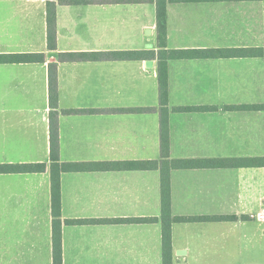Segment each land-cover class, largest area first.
Masks as SVG:
<instances>
[{"label": "crops", "instance_id": "crops-1", "mask_svg": "<svg viewBox=\"0 0 264 264\" xmlns=\"http://www.w3.org/2000/svg\"><path fill=\"white\" fill-rule=\"evenodd\" d=\"M47 1L0 0V55L44 56L0 63V165L46 166L0 174V264H53L52 65L59 160L100 164L60 175L62 264H163L162 166L171 216L188 219L171 224V264H264V164L242 165L264 162V108L242 109L264 107V55L167 57L164 160L155 2L54 0L50 51ZM244 49L264 51V0H167L165 51ZM61 53L130 58L60 62Z\"/></svg>", "mask_w": 264, "mask_h": 264}, {"label": "trees", "instance_id": "trees-1", "mask_svg": "<svg viewBox=\"0 0 264 264\" xmlns=\"http://www.w3.org/2000/svg\"><path fill=\"white\" fill-rule=\"evenodd\" d=\"M79 1H62L63 4H73ZM84 3H142L155 2L156 5V38L159 52L158 58V91H159V115H160V141H161V157L168 158V132H167V57H184L185 54L191 53H209L211 56H224L227 54L238 55L243 57H262L264 51L262 49L247 50H223V51H194V52H169L166 48V3L167 0H101V1H82ZM56 3L54 0H48L46 4V22H47V47L50 51L56 50ZM154 58L155 54H148ZM130 58L127 53H61L58 55L60 62H80V61H100V60H122ZM44 56L36 55H0V63H42ZM49 101L51 106L50 113V190H51V215H52V257L53 264H62L61 253V205H60V175L65 172L91 171L100 164L97 163H62L58 154V112H57V84L55 75V66L49 68ZM261 106L242 107L245 110H258ZM183 110V109H179ZM133 111H142L141 109ZM149 111V110H147ZM152 111V109H151ZM94 111L86 110H69L63 111L64 114H88ZM165 165V161H162ZM167 164V163H166ZM255 164L263 165L261 160H244L242 165L252 166ZM147 167L157 168V162L148 163ZM184 167L179 161L171 162L169 168ZM46 169L44 164L36 165H0V174H18V173H43ZM161 171V232H162V262L163 264H171V224L174 221H185L184 218H172L170 212V193H169V176L168 171L162 166ZM191 220H215V218H198ZM157 222L158 219H151Z\"/></svg>", "mask_w": 264, "mask_h": 264}]
</instances>
